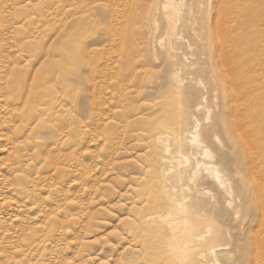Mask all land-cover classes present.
I'll return each instance as SVG.
<instances>
[{
    "label": "rangeland",
    "instance_id": "obj_1",
    "mask_svg": "<svg viewBox=\"0 0 264 264\" xmlns=\"http://www.w3.org/2000/svg\"><path fill=\"white\" fill-rule=\"evenodd\" d=\"M179 1L191 29L179 22L169 58L147 40L142 14L151 0H0V264H213L217 245L230 253L222 264H264L262 203L239 218L221 215L224 234L215 236L216 219L186 221L174 174H165L171 166L155 139L166 132L159 124L173 109L170 95L188 93L182 127L200 120L202 136L220 138L224 152L233 150L232 135L241 139L236 106L205 67L210 1ZM235 2L248 21L232 28L236 47L243 38L264 45V0L230 8ZM167 9L153 14L158 40ZM107 65L124 80L133 74L130 91L121 99L106 89L96 104L97 93L95 107L87 80L92 67ZM248 65L263 88L264 63ZM245 122L241 130L257 141L255 124ZM260 124L264 130V114ZM225 167L237 186L236 171ZM192 236L199 239L180 252L176 239Z\"/></svg>",
    "mask_w": 264,
    "mask_h": 264
},
{
    "label": "bare ground",
    "instance_id": "obj_2",
    "mask_svg": "<svg viewBox=\"0 0 264 264\" xmlns=\"http://www.w3.org/2000/svg\"><path fill=\"white\" fill-rule=\"evenodd\" d=\"M209 1L210 5L208 13H203L204 21L206 20L205 22H207V37L206 39H200L203 40L201 44V47L204 50L203 54L207 56V62L204 63L206 69L211 71L214 78L221 86L220 89L224 98L228 101L233 100L236 106V126L240 131L239 135L241 136V139L238 140L232 135L230 141L233 150L232 152H224L222 150L224 145L220 138H213L210 134L202 136L200 120L196 121V123L190 127H182L184 124V108L187 104L188 98V93H186L170 95V106L173 109L164 113L165 119L159 124L160 128L166 130V132L161 133L160 136L155 139V143L162 144L165 150L167 157L163 158V162L169 163L171 166V169H167L165 174H174L172 179L175 180V183L177 184L174 188H178L182 194L176 207H182L181 214L185 216L186 221L188 219L194 226L203 217L211 220L216 219L218 222L214 227V234L215 236H223V225L219 222L221 215H224L227 218H239L242 213L249 211L251 207L252 209L256 208L257 203H262V207H264V130L261 128L262 125L260 124V119L264 114V94L262 92L264 86L262 88L261 83L255 79V76H247V74L251 72L248 64H250L252 60L256 61L258 70H260V67L264 63H262V59H264V53L262 51L264 49L262 50L260 48V46L264 45H261L262 41L258 44H256L257 42H254L255 44L253 43L251 45L249 39L246 40L244 38L242 39V42L240 41L242 43H240L241 45L239 44L237 47L235 45V37L232 35V28L238 26L240 30H244L248 26V21L243 17V12H245V10H240V13H237L236 11V8L241 9L244 5H247L244 1H242V4H244L243 6L240 4L241 0L238 4L242 6L241 8L236 6V2L235 7L231 6L230 8V4L234 2V0ZM151 2L153 3L150 4ZM151 2L147 5V10L142 14L147 25L146 32L148 43L151 47L152 45L159 47V49L170 58L177 50L175 48L174 38L177 36L175 31L179 22L181 21L183 23L185 29H191L186 21L187 17L181 14V11L184 8L182 5L183 3H176L175 0H151ZM199 3V0L195 1L196 5ZM248 7H250V5ZM159 8H170L173 11V13L165 15L167 22L165 24L166 30H164L165 38H163V40H158L155 37L154 32L156 29H153L155 28L154 23H157L155 20L153 23V19L155 18H153V14L156 13L155 11ZM257 26V30H260L261 36L264 38V20L262 23L259 22ZM181 37L179 36L177 38L182 39L183 37ZM259 38L261 39V37ZM120 65L118 69L121 68ZM106 68V70L96 72L94 71V69L96 70V67H92V76L87 80L95 107L102 98L105 101L104 95L106 89L112 91L111 98L114 96L121 99L125 98L128 93L127 90H129V86L126 85V83L129 84L128 82H130L133 77L132 74L130 80H124L122 73L114 70L115 67H113V69L107 65ZM127 77L129 78L128 75L126 78ZM179 78L180 77H178V79ZM204 85L206 86V84ZM101 86L105 88L98 89ZM97 93H99V97L95 104L94 98ZM106 96L108 98L109 94L107 93ZM201 106V104H198L196 109H199ZM95 107L94 109L96 110ZM249 119L255 124L257 141L252 138L251 140L249 136L244 133L245 131L243 132V130H241V127L246 123L245 121ZM185 122H187V119ZM170 125L177 128L173 129L172 132H167ZM230 157L233 159V162L231 163H229ZM220 165H224L226 166L225 168L234 169L236 171L239 178L237 186H234L230 177L223 172L224 170H221ZM181 169L185 170V175L178 173V170ZM21 182H23V180ZM184 183H187V185ZM188 184H192V187L189 188ZM185 192L188 193L186 194ZM212 204H215V206L217 205L220 209H213ZM50 214H48L47 218L50 221H53L52 213L50 212ZM262 216H264V214H262ZM197 239H199V236H192L188 239H185V237H178L176 239L178 250L180 252L183 251L194 241H197ZM257 249L260 250V248ZM226 250L227 249L220 245L214 246L213 248L211 247L210 254L212 256L209 257L210 263L222 264V259L229 257L228 254H230L225 252ZM257 254L255 256H257ZM261 257L262 256L259 258ZM164 259L165 258H163V260ZM257 261L259 262V259ZM254 264H256L255 261Z\"/></svg>",
    "mask_w": 264,
    "mask_h": 264
}]
</instances>
